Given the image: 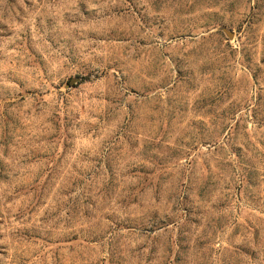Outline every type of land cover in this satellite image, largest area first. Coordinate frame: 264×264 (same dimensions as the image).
Instances as JSON below:
<instances>
[{
	"label": "rangeland",
	"instance_id": "374dc122",
	"mask_svg": "<svg viewBox=\"0 0 264 264\" xmlns=\"http://www.w3.org/2000/svg\"><path fill=\"white\" fill-rule=\"evenodd\" d=\"M0 264H264V0H0Z\"/></svg>",
	"mask_w": 264,
	"mask_h": 264
},
{
	"label": "water",
	"instance_id": "95a60500",
	"mask_svg": "<svg viewBox=\"0 0 264 264\" xmlns=\"http://www.w3.org/2000/svg\"><path fill=\"white\" fill-rule=\"evenodd\" d=\"M228 37H232V33H227ZM76 82L75 79H71L68 83V86H72Z\"/></svg>",
	"mask_w": 264,
	"mask_h": 264
}]
</instances>
